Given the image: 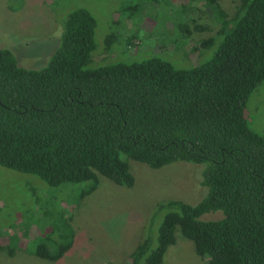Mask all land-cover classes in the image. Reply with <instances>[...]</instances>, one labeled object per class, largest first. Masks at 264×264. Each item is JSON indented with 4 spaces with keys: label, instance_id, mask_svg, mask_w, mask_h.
Listing matches in <instances>:
<instances>
[{
    "label": "trees",
    "instance_id": "trees-1",
    "mask_svg": "<svg viewBox=\"0 0 264 264\" xmlns=\"http://www.w3.org/2000/svg\"><path fill=\"white\" fill-rule=\"evenodd\" d=\"M221 1L206 4L223 41L190 70L158 58L90 68L97 22L82 8L66 18L61 45L42 69L21 67L0 47V166L54 187L86 183L82 197L100 176L134 186L129 160L204 166L206 196L195 206L160 203L157 246L148 234L127 264H164L177 229L209 264H264V137L246 117L247 100L264 82V0H241L230 22ZM215 212L223 218L202 220ZM74 240L72 230L58 250L41 245L29 254L58 262ZM9 248L0 243L14 256L18 247Z\"/></svg>",
    "mask_w": 264,
    "mask_h": 264
},
{
    "label": "rangeland",
    "instance_id": "rangeland-1",
    "mask_svg": "<svg viewBox=\"0 0 264 264\" xmlns=\"http://www.w3.org/2000/svg\"><path fill=\"white\" fill-rule=\"evenodd\" d=\"M206 2L0 0V47L11 50L21 67L42 69L61 45L66 18L82 8L97 22L90 68L158 58L177 70H190L212 59L223 41L221 25ZM240 4L221 1L229 22ZM214 37L213 44L202 46ZM246 117L250 128L264 137V82L247 100ZM129 164L134 186L100 176L96 191L86 197L81 196L86 183L54 187L36 175L0 166V243L18 247L14 256L7 249L0 252V264H127L148 234L157 246L165 216L158 213L160 203L179 200L195 206L207 194L202 165L177 161L156 169L134 160ZM222 218L215 212L202 220ZM72 230L74 246L60 261L29 254L41 245L58 250ZM176 240L164 264H209L179 229Z\"/></svg>",
    "mask_w": 264,
    "mask_h": 264
}]
</instances>
